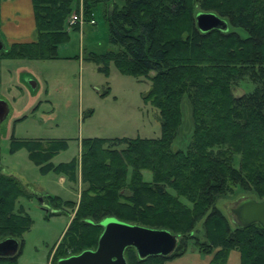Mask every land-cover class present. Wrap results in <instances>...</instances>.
<instances>
[{
    "label": "trees",
    "instance_id": "obj_1",
    "mask_svg": "<svg viewBox=\"0 0 264 264\" xmlns=\"http://www.w3.org/2000/svg\"><path fill=\"white\" fill-rule=\"evenodd\" d=\"M79 1L32 0L37 40L13 45L4 58L57 59L59 45L69 40L66 21ZM82 1L87 21L100 5L115 2ZM199 13L216 14L229 31L201 32ZM105 17L116 50L93 54L91 61L106 74L114 63L123 74L150 80L144 100L159 112L161 136L83 139V191L52 261L95 250L101 223L116 218L179 237L166 257L141 259L134 248L127 249V264H165L188 252L190 241L198 243L202 254L213 255L212 264H226L234 250L241 264H264V228L233 227L219 206L236 190L264 199V0H127L122 8L116 3L107 8ZM246 79L255 84L254 91L236 97L234 87ZM186 99L192 137L186 149L174 150ZM47 144H26L36 163L68 147L63 140ZM76 167V162L63 164L60 170L76 180ZM145 171L152 181L144 179ZM24 194L16 179L2 178L0 236L16 238L20 248L15 256L0 257V264H19L21 240L32 225L26 213L14 212L16 198ZM50 200L54 208L61 204ZM199 224L204 243L198 241Z\"/></svg>",
    "mask_w": 264,
    "mask_h": 264
},
{
    "label": "rangeland",
    "instance_id": "obj_2",
    "mask_svg": "<svg viewBox=\"0 0 264 264\" xmlns=\"http://www.w3.org/2000/svg\"><path fill=\"white\" fill-rule=\"evenodd\" d=\"M114 1L102 4L94 11L91 18L94 24L86 20L84 3L79 1L77 9L66 21L69 40L59 45L57 59H6L4 53L9 49L8 43L3 41L0 100L7 103L9 113L0 122V185L3 177L16 179L25 194L16 198L14 212L26 213L32 220L21 240L19 264H56L52 259L75 217L84 187L81 177L83 139H153L161 136L159 112L144 100L151 89L150 80L123 74L114 63L110 64L106 74L98 63L91 61L93 54L105 55L116 50L110 43L105 13L115 3L122 8L127 0ZM75 15L81 16L86 23L71 28L69 20ZM75 27H79L78 30ZM239 31L246 36L244 31ZM254 89L255 84L246 79L236 84L234 95L240 97ZM192 132L186 99L184 120L174 150L186 149ZM57 140L66 141L67 149L46 163L38 164L32 160L27 143L41 141L48 145L47 142ZM74 162L77 165L76 180L60 170L63 164ZM143 176L146 181L153 179L150 172H143ZM41 195L44 206L37 199ZM50 197L61 204L54 208ZM246 198H250L247 193L236 190L233 196L219 202L233 227L236 223L232 210ZM198 228V241L204 243L207 239L202 225ZM6 237L0 236V242ZM191 250L200 251L198 243L190 241L188 251Z\"/></svg>",
    "mask_w": 264,
    "mask_h": 264
},
{
    "label": "water",
    "instance_id": "obj_3",
    "mask_svg": "<svg viewBox=\"0 0 264 264\" xmlns=\"http://www.w3.org/2000/svg\"><path fill=\"white\" fill-rule=\"evenodd\" d=\"M198 29L207 33L212 30L228 32L229 24L213 13H199L196 17ZM4 45L0 38V52ZM9 113L7 103L0 100V122ZM235 223L241 227L260 224L264 228V200L250 197L239 202L232 210ZM103 233L95 250H86L79 255L60 259L57 264H127L126 251L134 248L141 259L169 256L179 242V237L163 229H152L128 224L116 218L101 223ZM20 248L19 241L7 238L0 242V257L15 256Z\"/></svg>",
    "mask_w": 264,
    "mask_h": 264
},
{
    "label": "crops",
    "instance_id": "obj_4",
    "mask_svg": "<svg viewBox=\"0 0 264 264\" xmlns=\"http://www.w3.org/2000/svg\"><path fill=\"white\" fill-rule=\"evenodd\" d=\"M37 36L32 0H0V38L2 42L8 43L7 49L15 44L34 42L37 40ZM37 199L40 205L44 206L42 195ZM212 260L213 255H205L199 251L191 250L165 264H212ZM226 264H241V254L236 250L232 251Z\"/></svg>",
    "mask_w": 264,
    "mask_h": 264
},
{
    "label": "built area",
    "instance_id": "obj_5",
    "mask_svg": "<svg viewBox=\"0 0 264 264\" xmlns=\"http://www.w3.org/2000/svg\"><path fill=\"white\" fill-rule=\"evenodd\" d=\"M69 21H70V22H69V25H70L71 28H72L73 26L77 25V24H81V25H83V24L86 23V21H84L83 18H82L81 16H77V15L73 16ZM94 22H95V21L93 20V21H91L90 23H91V24H94Z\"/></svg>",
    "mask_w": 264,
    "mask_h": 264
}]
</instances>
